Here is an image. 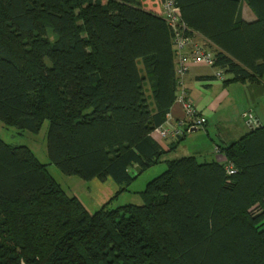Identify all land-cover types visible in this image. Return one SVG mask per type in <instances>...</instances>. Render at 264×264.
I'll list each match as a JSON object with an SVG mask.
<instances>
[{
	"label": "trees",
	"instance_id": "obj_1",
	"mask_svg": "<svg viewBox=\"0 0 264 264\" xmlns=\"http://www.w3.org/2000/svg\"><path fill=\"white\" fill-rule=\"evenodd\" d=\"M176 1L225 83L263 78L264 0ZM173 38L142 0H0V121L38 133L49 120L50 163L124 192L168 153L155 131L178 100ZM217 147L225 162L167 160L144 204L90 212L0 138V264H264V124Z\"/></svg>",
	"mask_w": 264,
	"mask_h": 264
},
{
	"label": "crops",
	"instance_id": "obj_2",
	"mask_svg": "<svg viewBox=\"0 0 264 264\" xmlns=\"http://www.w3.org/2000/svg\"><path fill=\"white\" fill-rule=\"evenodd\" d=\"M142 2L147 10L156 12L161 15L163 14L164 0H142ZM243 17L248 21L256 19L254 12L250 7L248 8V5L246 3H244L243 5ZM194 39L197 42L204 44L207 49L212 51V47L203 36L195 33ZM185 83L186 91L193 101L194 105L198 109L199 113L207 118L206 125L203 128L191 129L186 133L185 138L181 142H176L173 139L163 140L160 139L157 134L155 135L156 139L161 143L165 151H167L168 153L176 148H179L180 146H182V144H184L183 141L189 139L190 148L186 146L185 147L193 152L194 155L199 156V159H201L202 162H225L226 157L223 152H216L215 149L219 145H226L227 143L238 140L239 134H232L231 132L225 130L224 123H226L227 121L222 115L219 116L216 122L215 133H211L208 126L210 123V119L217 117L223 110L222 108L225 102L231 99V86L233 84H238L241 82H232L227 84L224 82V80H220L215 77L214 68L204 64H200L194 65L190 69L189 73L186 76ZM241 84L252 85L254 83L245 82ZM247 114L248 115L245 117L249 119L247 120V126L250 129L259 122L262 123L261 119L263 117L260 113H256L255 110H250V113ZM185 120L186 113L184 106L177 100L171 107L166 124L176 125L180 121ZM205 134L207 135L206 137L203 136ZM206 138H209V140ZM92 186L94 187V197L98 207L104 206L108 202L113 201L114 198H117L118 196H121L128 191H131V188L129 186L128 190L119 192L122 186L118 185L112 178H108L106 181L93 179ZM84 205L90 212H92V210H90L86 204Z\"/></svg>",
	"mask_w": 264,
	"mask_h": 264
},
{
	"label": "rangeland",
	"instance_id": "obj_3",
	"mask_svg": "<svg viewBox=\"0 0 264 264\" xmlns=\"http://www.w3.org/2000/svg\"><path fill=\"white\" fill-rule=\"evenodd\" d=\"M51 38H54V35H51ZM231 92V99L225 102L222 108L223 110L217 117L210 119L208 128L211 133H215L216 122L219 116L222 115L227 121L224 123L225 130L231 132L232 134H239L238 138H240L251 130L247 126V120L249 119L244 116L245 112L250 113V110H255L256 113H260L263 117L261 119L262 124H264V76L259 82L252 85H245L241 83L233 84L231 86ZM49 128V120L44 121L38 133H32L30 131L20 129L17 126H8L4 122L0 121V138L10 145L28 146L42 163L48 164L50 173L69 195L80 198L84 204L92 210V212L99 210L102 206H97V202L94 197L92 180L88 181L77 175H66L58 166L50 163L48 155ZM203 136L206 137L207 135L205 134ZM206 139L209 140V138ZM183 143L184 144H182L179 148L166 153L162 157L160 163L147 168L137 178L133 179L129 185L131 191L114 198L109 207L116 208L129 203L136 205L144 204L145 200L141 191L145 189L147 182L159 176L166 170L167 160L194 155L193 152L186 148H190V140L186 139Z\"/></svg>",
	"mask_w": 264,
	"mask_h": 264
},
{
	"label": "built area",
	"instance_id": "obj_4",
	"mask_svg": "<svg viewBox=\"0 0 264 264\" xmlns=\"http://www.w3.org/2000/svg\"><path fill=\"white\" fill-rule=\"evenodd\" d=\"M168 25L174 31L173 44L175 49L176 74L178 79V101L183 104L186 120L180 121L176 125L164 124L155 131L160 139L177 140L185 132L193 128H203L207 123V118L202 116L186 91V76L194 65L204 64L214 68V54L202 43L194 39L191 30L181 19V9L176 0H164V12L162 14ZM215 75L223 80L222 71L215 69ZM248 114L245 113L244 116ZM216 152L218 147H216ZM230 173H234L232 167H228Z\"/></svg>",
	"mask_w": 264,
	"mask_h": 264
},
{
	"label": "water",
	"instance_id": "obj_5",
	"mask_svg": "<svg viewBox=\"0 0 264 264\" xmlns=\"http://www.w3.org/2000/svg\"><path fill=\"white\" fill-rule=\"evenodd\" d=\"M142 171H143V168L138 165V166L133 167L130 170L129 175L131 178L135 179Z\"/></svg>",
	"mask_w": 264,
	"mask_h": 264
}]
</instances>
